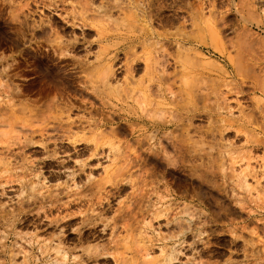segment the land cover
Returning a JSON list of instances; mask_svg holds the SVG:
<instances>
[{"label": "rangeland", "instance_id": "1", "mask_svg": "<svg viewBox=\"0 0 264 264\" xmlns=\"http://www.w3.org/2000/svg\"><path fill=\"white\" fill-rule=\"evenodd\" d=\"M146 258L264 264V0H0V264Z\"/></svg>", "mask_w": 264, "mask_h": 264}, {"label": "bare ground", "instance_id": "2", "mask_svg": "<svg viewBox=\"0 0 264 264\" xmlns=\"http://www.w3.org/2000/svg\"><path fill=\"white\" fill-rule=\"evenodd\" d=\"M59 42H60V41H59ZM59 42H57V43L54 45V47H52L53 49L55 48L54 50H61V49H63V47H65V45L62 44L63 42H60V43H59ZM53 44H54V43H53ZM66 46L68 47L67 44H66ZM66 50H67V49H66ZM23 51H24L23 54L27 57V55H26V54L28 53L27 50H23ZM61 52H62V51H61ZM59 53H60V52H59ZM161 56H162V55H161ZM163 56H164V54H163ZM166 56H167V55H166ZM166 56H165V57H166ZM156 57H157V56H156ZM167 57H168V56H167ZM162 58H163V57H162ZM171 58H172V57H171ZM173 58H175V57H173ZM96 59H97V58H96ZM153 59H154V58H153ZM159 59H161V57H160ZM155 60H156V61H155L156 66H157L158 64H161V65H162V66L160 65L161 68H162V69L160 68V70L163 71L164 68H165L166 66L168 67L167 62H166L167 59L165 60V58H164V59H163L164 61H161V60H162V59H161L160 62H159V60L157 61V58H156ZM172 60H173V59H172ZM176 60H177V58H176ZM170 61H171V60H170ZM83 62H84V61H83ZM168 62H169V61H168ZM171 62H172V61H171ZM152 63H153V62H152ZM155 63L152 64L153 67H151L152 65H150V67H151L152 69H155V68H156ZM146 64H147V63H146ZM149 64H150V62H149ZM149 64H147V65H149ZM175 64H176V63H175ZM84 65H85V63H84ZM102 65H103V64H102ZM123 65H124V64H123ZM147 65H146V67H147ZM169 65H170V64H169ZM75 66H76V64H75ZM107 66H108V65H107ZM128 66H129V65H128ZM154 66H155V67H154ZM158 66H159V65H158ZM158 66H157V68H158ZM160 66H159V67H160ZM163 66H164V68H163ZM73 67H74V66H73ZM76 67H77V66H76ZM76 67H75V69H78V68H76ZM79 67H81V69H82V66H79ZM111 67H112V66H111ZM124 67H125V66H124ZM134 67H135V66H134ZM136 67H137V65H136ZM105 68H106V67H105ZM108 68H109V67H107L106 69H108ZM126 68H127V69L129 68L128 71L130 70V67H126ZM79 69H80V68H79ZM106 69H105V70H106ZM131 69H132V68H131ZM134 69H135V68H134ZM134 69H133V70H134ZM148 69H149V67H148ZM148 69H146V70H148ZM47 70H48V69H47ZM108 70H111V69H108ZM108 70H107V71H108ZM112 70H113V69H112ZM112 70H111V72H113ZM156 70H157V69H155V71H156ZM160 70H159V71L157 70V72L162 73V72H160ZM165 70H167V69L165 68ZM63 71H64V70H63ZM75 71H76V70H75ZM83 71H84V69H83ZM103 71H104V69H103ZM107 71H106V74H107ZM84 72H85V71H84ZM163 72H164V71H163ZM167 72H168V71H167ZM175 72H176V71H175ZM180 72H181V71H180ZM58 73H59V72H58ZM63 73H64V72H63ZM72 73H73V72H72ZM103 73L105 74V72H103ZM126 73H127V72H126ZM129 73H130V72H129ZM172 73H173V72H172ZM45 74H47L48 76H51V77H52V72H51V71H50V72L45 71ZM108 74H109V71H108ZM127 74H128V73H127ZM162 74H163V73H162ZM164 74H166V73H164ZM168 74H169V73H168ZM168 74H166V76H167ZM173 74H174V73H173ZM177 74H178V73H177ZM62 75H63V74H62ZM67 75H68V74H67ZM75 75H76V72H75ZM154 75H155V74H154ZM65 76H66V75H65ZM65 76L63 75V77H65ZM68 76H69V75H68ZM78 76H79V75H78ZM104 76L106 77V75H104ZM166 76H161V77H158V78H157V75H155L154 78H155V77H156V78H155V79L153 78L154 81H156V84H157V85H153V87H154V86H157V89H156V90L159 92L158 96L161 97V98H158L160 101L157 102V105H156V103H155V105H154V106H157V108H159L158 111H157V109H156V110L153 109V110L156 111V113L159 114L158 116L163 115L164 112H167L165 109L168 108V107L170 106V104L175 103V101L178 100V99H177L178 97H176L177 93H175L177 90L174 91L175 88H174V87L172 88V84H171L172 81L169 83V80H172V78H170V79L168 78V77L171 76V73H170V76H169V75H168V77H166ZM173 76H174V75H173ZM46 77H47V76H46ZM53 77H54L55 79H57V82L60 81L59 83L64 84V86H65V84H66V87L68 86V87H67L68 89H69V86L71 85V83H72V85H71L72 88H73V84H76V83H77V82H74V81H76V79H75L74 81L69 80V79H68V80H67V79L65 80L66 77L63 78V77H60V76L58 77V78H59V79H58V78H56V77L54 76V74H53ZM72 77H73V75H72ZM149 77H150V79H152L151 77H153V76L151 75V76H149ZM174 77H175V76H174ZM174 77H173V78H174ZM54 78H53V79H54ZM75 78H77V77L75 76ZM47 79H48V78H47ZM53 79H52V80H53ZM73 79H74V78H73ZM81 79H82V78H81ZM175 79H176V78H175ZM175 79H174V80H175ZM174 80H173V81H174ZM144 81H145V80H144ZM150 81H153V80H150ZM52 82H53V81H52ZM82 82H83V81H82ZM142 82H143V81H142ZM85 83H86V82H85ZM77 84H78V83H77ZM77 84H76V86H77ZM79 84H80V83H79ZM151 84H153V83H151ZM173 84H174V82H173ZM176 84H177V83H176ZM56 85H57V84H56ZM54 86H55V85H54ZM71 86H70V87H71ZM80 86H81V88H83L84 85L82 86V84H80ZM149 86H150V85H149ZM66 87H65V88H66ZM84 87H85V86H84ZM144 87H145V86H144ZM74 88H75V87H74ZM76 88H77V87H76ZM76 88H75V89H76ZM78 88H79V87H78ZM78 88H77V89H78ZM151 88H152V87H151ZM70 89H71V88H70ZM83 89H84V88H83ZM88 89H89V88H88ZM128 89H129V88H128ZM149 89H150V87H149ZM153 89H154V88H153ZM153 89H152V90H153ZM80 90H81V94H82V95H83L84 93H86L85 90H84V91H83L82 89H80ZM80 90H79V91H80ZM124 90H125V88H124ZM133 90H135V89L132 88V89H131V92H132ZM179 90H181V89H179ZM77 91H78V90H77ZM79 91H78V92H79ZM138 91H139V90H138ZM150 91H151V89L149 90V92H150ZM154 91H155V89H154ZM62 92H63V91H62ZM125 92L128 93V92H127V87H126V91H125ZM129 92H130V89H129ZM158 92H156V93H158ZM68 93H69V92H68ZM132 93L134 94V91H133ZM135 93H136V92H135ZM139 93H141V92H139ZM156 93H155V94H156ZM87 94H88V93H87ZM87 94H84V96L87 95ZM97 94H98V93H97ZM78 95H80V93H79ZM88 96H90V95L88 94ZM88 96H87V97H88ZM128 96H129V94H128ZM154 96H155V95H154ZM92 97H93V96L91 95L90 98H92ZM179 97H180V96H179ZM93 98H94V97H93ZM92 100H93V99H92ZM79 101H80V100H79ZM149 101H150V100H149ZM149 103H150V102H149ZM55 104H56V103H55ZM57 104H58V103H57ZM151 104H152V102H151ZM153 104H154V103H153ZM153 104H152V105H153ZM59 105H60V104H59ZM154 106H153V107H154ZM40 109H41V108H40ZM163 111H164V112H163ZM169 111H170V110H169ZM149 112H150V111H149ZM162 112H163V113H162ZM172 112H173V111H172ZM176 112H177V111H176ZM38 113H39V112H38ZM41 113H43V112H41ZM44 113H45V112H44ZM90 113H91V112H90ZM150 113H151V112H150ZM153 113H154V112L152 111V114H153ZM165 114H167V113H165ZM165 114L163 115V117L165 116ZM39 115H40V113H39ZM169 115H171V114H169ZM172 115H173V114H172ZM90 116H91V115H90ZM149 116L151 117V115H149ZM152 116H155V114L152 115ZM182 116H183V115H182ZM156 117H157V116H156ZM156 117H155V118H156ZM160 117L163 118L162 116H160ZM151 118H153V117H151ZM171 118H174V117L172 116ZM171 118H170V119L168 118L169 121L166 120L165 117L163 118V120L161 119L162 121H160V122H154V121H152V120L150 121V123H149V127H150V128H153V129L155 130V135L152 136L153 138H160L161 135H162L161 137H163V138H164V137L167 138V136H169V135H167V134H170L169 130H170L173 126H175L176 123H177V121H173ZM50 119H51V118H50ZM69 119H70V118H68V120H69ZM81 119H82V118H81ZM158 119H159V118H158ZM190 119H191V118H190ZM66 120H67V119H66ZM174 120H176V119H174ZM186 120H188V119H186ZM74 121H75V120H74ZM83 122H84V121H83ZM91 122H94V121H91ZM60 123H62V122H60ZM60 123H59V124H60ZM65 123H66V122H65ZM73 123H75V122H73ZM185 123H186V121H185ZM57 124H58V123H57ZM63 124H64V123H63ZM75 124H76V123H75ZM95 124H96V123H95ZM81 125H82V124H81ZM81 125H80V126H81ZM185 125H186V124H185ZM191 125H192V124H191ZM191 125H190V126H191ZM51 126H52V125H51ZM62 126H63V125H62ZM62 126L60 127V125H59V127L61 128V130H62V128H63ZM77 126H78V125H77ZM92 126H93V125H92ZM186 126H187V125H186ZM42 127H43V126H42ZM57 127H58V126H56V130L58 129ZM177 127H179V126H177ZM44 128H45V127H44ZM48 128H49V127H48ZM50 128H51V127H50ZM52 128H53V131H54V130H55V129H54L55 127L53 126ZM68 128H71V127H68ZM72 128H75V127H73V125H72ZM46 129H47V128H46ZM46 129H45V131H46ZM172 129H173V128H172ZM174 129H175V127H174ZM174 129H173L172 131H174ZM176 129H177V128H176ZM41 130H44V129L41 128ZM59 130H60V129H59ZM66 130H69V129H65V131H66ZM154 130H152V131H154ZM53 131H49L48 134H50V132L52 133ZM176 131H177V130H176ZM41 132H42V131H41ZM47 132H48V130L46 131V133H47ZM54 132H55V131H54ZM56 132H57V131H56ZM60 132H61V131H60ZM69 132H70V131H68V133H69ZM72 132H73V131H72ZM174 132H175V131H174ZM174 132H173V133H174ZM42 133L45 134V132H42ZM65 133H66L65 135H66L67 137H68L69 134H71V135L73 134V133H71V132H70L69 134H68L67 132H65ZM152 133H153V132H152ZM57 134H58V133H57ZM51 135H52V134H51ZM51 135H50L49 137H51ZM53 135H54V134H53ZM151 135H152V134H151ZM166 135H167V136H166ZM170 135H171V134H170ZM56 136L58 137L59 135H56ZM61 136H64V132H63V135H61ZM76 136H77V135H76ZM76 136H75V137H76ZM171 136H172V135H171ZM175 136H176V135H175ZM53 137H54V136H53ZM67 137H66V138H67ZM97 137H98V135H97ZM169 137H170V136H169ZM178 137H179V136H178ZM47 138H48V137H47ZM55 138H56V137H55ZM55 138H54V139L52 138V139L55 140ZM62 138H63V137H62ZM66 138H65V139H66ZM153 138H152V139H153ZM174 138H175V137H174ZM48 139H49V138H48ZM48 139H47V140H48ZM52 139H50V141H51ZM57 139H59V138H57ZM57 139H56V140H57ZM67 139H70V137L67 138ZM81 139H82V138H80V140H81ZM84 139H85V138H84ZM84 139H83V140H84ZM88 139H89V138H88ZM88 139H86V140H88ZM97 139H98V138H97ZM149 139H150V138H149ZM170 139H171V137H170ZM170 139L168 138V140H167L166 142H168ZM53 140H52V141H53ZM150 140H151V139H150ZM153 140H154V139H153ZM161 140H162V139H161ZM174 140H175V139H173L172 142H169V143H171L173 149H174V147H175V148H177V149L179 150V148L181 147V146H180V144H181L180 141H181V140H178V141H179L178 143H180V144L176 143L177 140H175V141H174ZM48 141H49V140H48ZM78 141H79V138H78ZM159 141H160V140H159ZM170 141H171V140H170ZM72 142H74V140H73ZM83 142H84V141H83ZM95 142H96V140H95ZM95 142H94V143H95ZM157 142H158V141H157ZM163 142H164V141H163ZM77 143H78V142H77ZM182 143H183V141H182ZM71 144H72V143H71ZM73 144H74V143H73ZM75 144H76V143H75ZM96 144H97V143H96ZM150 144H151V143H150ZM177 144L179 145V147H177ZM92 145H93V143H92ZM94 145H95V144H94ZM158 145H159V146H162V145H160V144H158ZM171 145H170V146H171ZM152 146H153V143H152ZM152 146H151V147H152ZM155 146H156V145H155ZM182 146H183V145H182ZM95 147H97V146L95 145L93 148H95ZM151 147H150V148H151ZM167 147H168V146H166V147H163V146H162V148L164 149V151H165V148H167ZM153 148H154V146H153ZM157 148L160 149L161 147H158V146H157ZM181 148H182V147H181ZM181 148H180V149H181ZM151 149H152V148H151ZM151 149H149V150H151ZM158 149H157V150H158ZM163 149H161L162 151H160L158 154H160L161 152H164ZM59 150H60V149H59ZM79 150H80V149H79ZM153 150H156V149L154 148V149H152L151 151H149V152H151V153H149V154H152ZM175 150H176V149H175ZM102 151H103V150H102ZM166 151H167V150H166ZM166 151H165V153H167ZM171 151H172V150H171ZM179 151H180V150H179ZM84 152H85V151H84ZM142 152H144V151H142ZM154 152L156 153V151H154ZM154 152H153V153H154ZM171 153H172V152H171ZM156 154H157V153H156ZM167 154H168V153H167ZM92 155H93V151H92ZM97 155H98V154H97ZM152 155H153V154H152ZM163 155H164L163 159H161L160 156L158 157V155H157V156H156V155H153V156H155V159H153V161H154V165H155L156 167H159V166H160V167L163 168V166H164V168H165V163H166V161H164V158H166L167 155L162 154L161 156H163ZM179 155H180V154H179ZM98 156H99V155H98ZM165 156H166V157H165ZM169 156H170V155H169ZM96 157H97V156H96ZM151 157H152V156H151ZM151 157H149V158H151ZM157 157H158V158H157ZM70 158H71V157H70ZM75 158H76V157H75ZM91 158H92V157H91ZM156 158H157V159H156ZM150 160H151V159H150ZM165 160H166V159H165ZM170 160H171V158H170ZM67 161H68V160H67ZM151 161H152V160H151ZM69 162H70V161H69ZM83 162H84V161H83ZM75 163H77V162H75ZM166 164H167V163H166ZM152 165H153V164H152ZM80 166H81V165H80ZM85 166H86V165H84V167H85ZM95 166H96V165H95ZM167 166H168V165H167ZM80 168H82V167H80ZM82 169H83V168H82ZM80 170H81V169H80ZM164 170H165V169H164ZM74 172H75V171H74ZM80 172H81V171H80ZM166 172H167V170H166ZM76 173H77V172H76ZM72 174H74V173H72ZM110 175H111V173H110ZM116 175H117V174H116ZM150 175H151V174H150ZM154 175H155V174H154ZM169 175H170V174H169ZM111 177H112V175H111ZM161 177H162V176H161ZM167 177H168V176H167ZM105 178H106V177H105ZM108 179H109V178H107V180H108ZM86 180H87V179H86ZM111 181H113V180H111ZM107 182H109V180H108ZM95 183H96V182H94V184H95ZM104 183H105V182H104ZM86 184H87V183H86ZM90 184H91V183H90ZM96 184H97V183H96ZM92 185H93V184H92ZM96 186H97V185H96ZM98 186H100V185H98ZM104 186H105V185H104ZM85 187H86V186H85ZM97 188H98V190H99V187H97ZM103 188H104V187H103ZM84 189H86V188H84ZM87 189H88V188H87ZM101 189H102V187H101ZM101 189H100V190H101ZM73 192H74V191H73ZM85 192H86V191H85ZM80 193H83V192L80 191ZM69 194H70V193H69ZM76 194H77V193H76ZM76 194H75V195H76ZM83 194H84V193H83ZM75 195H74V197H75ZM84 195H85V194H84ZM76 196H79V195H76ZM81 196H82V195H81ZM70 198H72V197H70ZM77 198H78V197H77ZM83 198H84V197H83ZM79 199H80V198H79ZM75 200H76V199H75ZM76 201H77V200H76ZM56 202H57V201H56ZM71 202H72V201H71ZM57 203H58V202H57ZM52 204H53V203H52ZM55 204H56V203H55ZM91 204H93V206H94V203H93V202H92ZM87 206H88V204H87ZM89 206H90V205H89ZM89 206H88V209L90 208ZM154 207H155V206H153V208H154ZM85 208H86V207H85ZM165 208H167V207H165ZM150 209H151V208H150ZM85 210H86V209H85ZM80 211H81V210H80ZM87 211H88V210H87ZM157 211H158V209H157ZM157 211H154L153 214H155V212H156V214H159V213H160V211H158L159 213H157ZM161 211H163V210L161 209ZM98 212H99V211H98ZM81 213H83V211H82ZM161 213H162V212H161ZM86 215H87V214H86ZM91 215H92V214H91ZM93 215H94V214H93ZM163 215H164V214H163ZM84 216H85V215H84ZM84 216H82V217H84ZM87 217H88V215H87ZM90 217H91V216H90ZM96 217H97V216H96ZM156 217H157V216H156ZM153 218H155V217H153ZM82 219H84V218H82ZM84 220H85V219H84ZM84 220H82L83 223L85 222ZM86 220H88V219H86ZM72 221H73V220H72ZM86 222H87V221H86ZM92 222H93V221H92ZM71 224H72V223H71ZM72 226H73V225H72ZM72 230H73V229H72ZM58 232H59V231H58ZM62 233H63V231H62ZM80 233H81V232H80ZM81 234H82V233H81ZM68 236H69V235H68ZM162 237H163V236H162ZM164 238H166V236H165ZM162 239H163V238H162ZM58 240H59V239H58ZM163 240H164V239H163ZM55 241H56V240H55ZM61 242H62V241H61ZM61 242H58V245L55 246V250H56L57 247L60 249V250H59V249L57 248V250L55 251V253L58 252V251H59V253H60V251H61V247H59V246H61V244H59V243H61ZM81 244H82V243H81ZM62 247H64V246H62ZM161 247H162V246H161ZM164 247H167V246H164ZM84 249H85V248H84ZM86 249H87V248H86ZM89 249H90V248H89ZM89 249H87V250H89ZM163 249H164V248H163ZM63 250H64V249H63ZM63 250H62V251H63ZM87 250H83L84 253H86V252L88 253L89 251H87ZM148 250H149V249H148ZM161 250H162V249H161ZM165 250H166V249H165ZM95 251L98 253V250H95ZM145 251H146V250H145ZM64 252H65V251H63V252L61 253V255L65 257V255H66L67 253L65 254ZM87 253H86V254H87ZM92 253H93V251H92ZM161 253H164V251L162 250ZM82 254H83V252H82ZM93 254H94V253H93ZM90 255H91V254H90ZM146 255H147V256H146ZM146 255H144V256H145V257H148V256H149V258H150V253H147V252H146ZM66 256H67V255H66ZM77 256H78V255H77ZM77 256L75 257L74 260H76V258H78ZM81 256H82V255H81ZM91 256H92V255H91ZM166 256H167V255H166ZM79 257H80V256H79ZM65 258H66V257H65ZM65 258H64V259H65ZM149 258H148V259H149ZM66 259H67V258H66ZM82 260H83V258H82ZM144 260L146 261L145 264H156V263H157V262H155L156 260H154V259H153V260H152V259H149L148 262H147V258L144 259ZM144 260H143L141 263L144 264ZM161 260H162V259H161ZM60 261L62 262V260H60ZM60 261H59V262H60ZM80 261H81V259H80ZM127 261H128L127 264H130L129 260H127ZM159 261H160V260H159ZM56 262H57V261H56ZM78 262H79V261H78ZM82 262H83V261H82ZM131 262H132V259H131ZM161 262H162V261H161ZM159 263H160V262H159ZM57 264H58V263H57ZM77 264H78V263H77ZM133 264H134V262H133ZM136 264H137V263H136Z\"/></svg>", "mask_w": 264, "mask_h": 264}]
</instances>
